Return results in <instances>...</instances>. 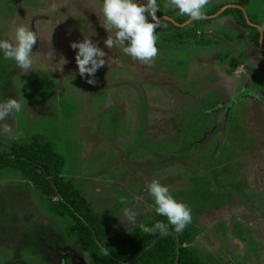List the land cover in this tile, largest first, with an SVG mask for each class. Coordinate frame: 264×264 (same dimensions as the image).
Returning a JSON list of instances; mask_svg holds the SVG:
<instances>
[{
    "label": "rangeland",
    "instance_id": "obj_1",
    "mask_svg": "<svg viewBox=\"0 0 264 264\" xmlns=\"http://www.w3.org/2000/svg\"><path fill=\"white\" fill-rule=\"evenodd\" d=\"M86 1L0 0V264H117L69 210L73 189L122 237L118 255L162 237L123 264L170 263L171 233L179 264H264V53L231 8L216 14L242 6L263 45L264 0L150 2L175 22L190 12L181 25L119 0L136 6L132 45L103 22L118 0ZM236 46L259 91L197 63L223 66Z\"/></svg>",
    "mask_w": 264,
    "mask_h": 264
},
{
    "label": "trees",
    "instance_id": "obj_2",
    "mask_svg": "<svg viewBox=\"0 0 264 264\" xmlns=\"http://www.w3.org/2000/svg\"><path fill=\"white\" fill-rule=\"evenodd\" d=\"M137 1H139V0H136L135 2H137ZM130 3L129 2L128 3H124V2L121 3L120 1L118 2L119 6H121L122 8H125L129 11H132L134 9L135 3L131 7L129 5ZM143 7H145V6H143ZM214 8H216V7L214 6L209 11L210 14L215 13V11H213ZM114 9L116 10L115 7H114ZM117 10H116V12H117ZM230 10L233 11L236 15V24L247 29V30L249 29L251 31V36L249 34H247L248 37L251 39V41L253 42V44L256 47H259V41H260L259 30L256 27H254V26L251 27L246 23V19L244 17V14L240 9L231 8ZM118 15L121 17L124 26L127 29H131V27H132L131 21H132L133 15L130 12L123 11V10H118ZM154 15L156 17L163 16L162 13H154ZM190 15H192V14L181 15L176 19V21L179 22V24L184 23L186 21V18L189 17ZM128 17H130V18H128ZM198 21L200 22L202 20H198ZM166 22L171 24L170 21H166ZM135 33H136V31H135ZM175 37H174V40H177V41L182 40V39L184 40V39L193 38L190 33H184L181 35V37L179 36L178 38H175ZM164 40H165V38H164ZM11 160H13L14 162H16L17 164H20V165L25 164L24 161L18 157L15 159H11ZM56 191H57V194L62 199H64V200L67 199L66 193H64V191H62V189L59 186H56ZM72 196H73L72 200H70L71 203L69 204L70 205L69 210H71L73 216L80 222L84 232L90 237V239H92L96 243V245L100 249V251L110 261L117 263V264H123V262L125 263L126 261H132L133 259H135L137 257V255L139 254V252L145 254L147 257L152 256L151 250L155 249V246L152 247L149 244L151 242H156V244L158 245L160 240L162 239V237H159L158 239L155 238V239H152V240L147 242V241H144L143 239H141L142 236H138L137 239L133 240L134 243L131 242L129 244L130 250H127L126 248L123 250V253H126L127 251L129 253L123 254L120 256V255H118L116 250L119 248V245L121 243H119L117 240L122 239V237L112 238L113 233H111L112 232L111 227L109 225L106 226L105 222L103 223V221H100L97 219V217L93 214L92 209L89 206L87 200L84 199L83 197H81L79 195V192L76 189H73ZM77 199H79L81 201V203L86 206L88 216L86 217L85 220L76 211V208H73L74 201ZM103 227H104V229H103ZM168 234H170V233H168ZM159 236H160V234H159ZM167 239L170 241V245H171L170 251L168 248V252H170V254L173 255V259L168 264H179V257H181V255L182 256L186 255L187 252L184 250L183 247L178 246L177 243L175 244L174 235L172 233L170 234V236ZM167 239H166V241H167ZM114 241L116 242L115 244L113 243ZM123 260H125V261H123Z\"/></svg>",
    "mask_w": 264,
    "mask_h": 264
},
{
    "label": "crops",
    "instance_id": "obj_3",
    "mask_svg": "<svg viewBox=\"0 0 264 264\" xmlns=\"http://www.w3.org/2000/svg\"><path fill=\"white\" fill-rule=\"evenodd\" d=\"M104 1L105 0H88V1H86V2H91L90 4L92 5V6H94V9L97 11L98 10V7L99 8H103L104 9V5L103 4H105L104 3ZM119 1V0H118ZM130 3L131 1H127L126 3ZM150 2H155V1H152V0H148V1H146V5H144L145 6V8L149 11V16H151V15H154V12L152 11V8L150 7ZM156 4V3H155ZM110 5V4H109ZM81 5H79V7H80ZM57 7H59V8H63L64 6H63V3H61V4H59V6H57ZM82 7V6H81ZM108 7V6H107ZM114 7L115 6H113V5H111V7L108 9V11H107V13H111L112 14V11H114L115 9H114ZM208 7V6H207ZM213 7H214V5H213ZM115 8H117V7H115ZM134 9H136V6L134 7ZM79 10V9H78ZM152 12V13H151ZM101 13H102V10H101ZM184 14H187V13H190V12H183ZM184 14H182L181 13V15H184ZM180 14H178L177 15V17H179V16H181ZM34 17H35V15H34ZM39 17V16H38ZM46 18V17H45ZM170 18H172V19H175L174 17H170ZM47 19V18H46ZM153 19V18H152ZM88 20H89V22H91V25L93 24V21H95V20H97L96 19V14H95V16L94 17H92V18H88ZM137 20V18L135 17V16H133L132 17V21H131V24L132 23H134V25L131 27V29H127L125 26H124V24H123V21H122V19H121V17L118 15V13L116 12V10H115V14H113V16H110L109 14L108 15H104V19H103V22H106V24H109V25H112L113 26V30H111V32H112V34H113V36H115V37H117V38H119L120 39V41L122 42V44L123 45H126V43H128V45H132L133 44V38L134 37H132L133 36V34H135V31H136V24H135V21ZM154 20V19H153ZM51 21V20H50ZM231 21H233V20H231V19H229V20H227L226 22H231ZM89 22H87L86 23V26H88V23ZM234 22V21H233ZM136 23H138V21L136 22ZM214 24V21L212 20L211 21V24ZM235 24H236V22H234ZM65 24H67V23H65ZM70 25H71V23H69ZM68 24V25H69ZM139 24V23H138ZM211 24L210 25H208V24H206V25H204V28H203V30L205 31V30H207V31H209L210 29H209V27L211 26ZM238 26V28L240 29H242V27L241 26H239V25H237ZM132 34V35H131ZM168 34V33H167ZM162 35H164V34H160V36H162ZM79 36H85V34H79ZM132 38H131V37ZM245 38H246V40H247V42L249 43V44H251V46L248 44V46H249V48H250V50L251 51H253V52H255V54L256 55H258L256 52H259V51H257L256 49H255V46H254V44H253V42L251 41V39L248 37V35H247V33L245 32ZM224 39V37H220L218 40H223ZM127 40H129V42L127 41ZM194 40V42H195V39H192V41ZM204 40V39H203ZM225 40V39H224ZM232 39H230L229 41H231ZM182 42H186V44H189V42H188V39H184V40H179V42H177V43H182ZM215 42V41H214ZM225 42H227V40H225ZM228 47V46H227ZM246 48V47H245ZM248 48V49H249ZM126 49H128V48H126ZM201 50H202V47L200 48ZM231 51L233 52L232 54H231V56L227 59V62H226V64L225 65H223V66H219V64H217L216 62H208V61H205V60H202V59H200L199 61L198 60H194L195 62H197V63H199V64H201V67H205V68H208L207 66H210L211 67V69H213L214 71H213V73L215 74L216 72H222L223 71V68L225 67V66H227V68L226 69H228L229 71H230V73H232L233 74V81L232 82H230V83H246L245 82V79H250L251 81L252 80H254V81H252V83H250V81H249V83L247 84L248 86H250L251 88H253L254 90H258V85H259V79L258 78H256L255 77V74H249L248 75V72H247V66L244 64V63H242L239 59H237L236 57H232V56H234V55H239V54H241V52H242V49H238L237 48V46L236 47H233V49H231ZM130 52V51H129ZM135 53H136V51L135 52H133V54L135 55ZM263 53H264V51H263ZM130 55H132V52H130L129 54H128V57L130 56ZM257 58H259V57H257ZM229 65L230 66H232V68L231 67H229ZM238 69V71H236ZM235 70V71H234ZM228 71V72H229ZM224 74V73H223ZM225 75H227V74H225ZM243 75H245V77H243ZM215 77H216V75H215ZM215 79V78H214ZM216 80V79H215ZM254 82H258V83H254ZM224 83H227V82H224ZM236 86H239V85H236ZM259 91V90H258ZM244 100H246V101H248V98L247 99H244ZM250 100H255L254 98H250ZM255 101H259V100H255ZM262 106H264V105H262Z\"/></svg>",
    "mask_w": 264,
    "mask_h": 264
},
{
    "label": "water",
    "instance_id": "obj_4",
    "mask_svg": "<svg viewBox=\"0 0 264 264\" xmlns=\"http://www.w3.org/2000/svg\"><path fill=\"white\" fill-rule=\"evenodd\" d=\"M106 1H108V0H106ZM139 3H141V4H143V5H146V4H147L146 1H144V0L139 1ZM112 5H113V4H112ZM113 6L119 8V9H121V10H124V11H127V12L132 13V11H129V10L125 9V8L120 7V6H116V5H113ZM227 8H238V9H240V10L245 14V9H244L242 6H240V5H226V6H223V7L220 9V11L217 12L216 14L222 12L224 9H227ZM151 17H152L153 19H155V20H166V21L173 22V23L176 24V25H181V24L175 22L172 18H170L169 16H166V15H163V16H160V17H155L154 15H151ZM211 17H212V16H211ZM245 17H246V16H245ZM193 18H194V19H197V18H203V16H194ZM246 22H247L249 25H252V26L256 27V28L259 30L260 34H262V28H261L259 25H254V24H252L251 21H250L247 17H246ZM186 23H187V22H186ZM259 46H260V48L264 51V47H263L261 41H259Z\"/></svg>",
    "mask_w": 264,
    "mask_h": 264
}]
</instances>
